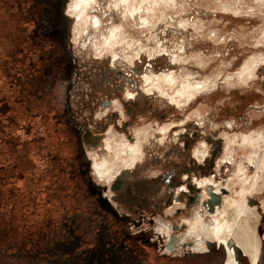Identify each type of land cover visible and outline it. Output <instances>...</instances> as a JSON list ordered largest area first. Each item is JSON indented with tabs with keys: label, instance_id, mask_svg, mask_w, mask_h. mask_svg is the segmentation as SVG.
I'll list each match as a JSON object with an SVG mask.
<instances>
[{
	"label": "rangeland",
	"instance_id": "rangeland-1",
	"mask_svg": "<svg viewBox=\"0 0 264 264\" xmlns=\"http://www.w3.org/2000/svg\"><path fill=\"white\" fill-rule=\"evenodd\" d=\"M29 3V0H0V56L5 51L10 37L13 38L9 33L16 26L15 22H21L17 29L26 27L25 18ZM222 5L230 8L231 12L239 10L240 14H226L221 8ZM250 9L253 10L251 13ZM153 10L154 13L149 15V25L140 29L137 19H131L119 2L101 0L100 9L85 12L84 35L77 44L71 43L72 53L77 58L80 69H83L80 72L83 84L91 82L104 90H109L110 84L115 87L124 86V93H121L124 101L129 100L130 96L136 97L138 93L151 106V110L146 109L144 114L140 113L138 126H135L146 131H138L142 134L138 136L139 142H145V157L143 155L144 160L142 158L136 168L145 192L138 194L136 198L147 199L149 202L165 198L168 187L166 178H169L167 174H170L175 165L180 171L179 168L183 164H188L189 157L183 152L182 145L189 140L190 134H197L202 138L205 134H210L214 138L217 137L215 133L226 132L220 136L224 141L231 139L232 133L235 132L243 138L264 135V65L255 68V79L246 85L240 84L236 77L244 64H255L259 58H264V5L256 3V0H176V6L172 7L165 0L164 4L154 7ZM182 24L186 27L182 28ZM114 27L117 28V42L122 41L112 53L104 48L103 42ZM21 37L23 43L20 48L23 57L27 50L26 31L23 30ZM128 45L131 47L128 48ZM136 48L143 50L141 55L132 64L123 61L124 54L133 55ZM159 50L162 51L158 52ZM172 54L180 57V62L183 61L172 65ZM135 70L141 74L134 73ZM147 70L154 74L172 72L178 81L182 82H204L208 90L191 105L178 109L153 89H150L151 95L143 93L144 84L140 78ZM10 72L0 70V166L3 168L0 171V214L6 215L3 225L6 226L4 230L8 234V239L2 241L7 253L0 255V264H36L35 261H38L39 253L43 249L47 227H51L53 220L57 219L53 213L62 208V198L59 197L58 190L70 184L58 182L53 178L57 174L58 166L52 163L50 156H54L55 151L48 152L46 148L40 151L43 147L39 142L29 141L28 128L32 127L31 122L27 112L15 103V82ZM136 85L138 89L135 88ZM146 88L144 86V89ZM166 89L164 88L171 93ZM74 98L76 99V96ZM14 110H17L21 117L14 124L22 127L18 134L23 146L20 145L18 151L13 147V141L6 139L8 133H14L18 128L9 123ZM155 110L156 113L151 114ZM109 112L98 110L97 118ZM161 114L162 119L158 117ZM124 118L122 116V119ZM230 122L234 123L233 130L225 127ZM158 131L165 134H158ZM111 133L113 137L109 136V139L117 137L114 136L115 133ZM46 136L50 145L60 144L58 136L52 133ZM121 138L124 139L119 136L116 140ZM202 142L205 141H200ZM237 143L242 148L231 160V165L221 167L220 172H216V166L211 165L200 172V175H215L216 182L222 179L221 182L227 187L226 190L223 189L225 197L231 198V203L247 198V209L241 218L236 220L232 229L233 235L241 237L243 226L249 231L252 229L260 249L256 264H264V144L259 143L257 147L255 145V149H251L247 144ZM46 145L49 146V143ZM103 149L101 143L89 154L102 155ZM45 152H48L50 159H46L48 154ZM248 161H253L254 165L248 167ZM48 163H52L49 165V174L48 171L45 172ZM216 163L217 160L215 165ZM238 168H246L248 174L257 172V185L254 189L250 188L249 179L247 185L242 186L243 175L237 174ZM181 173L184 175L183 171ZM97 183L108 189V197L121 196L112 184L109 185L112 186L109 192V186ZM125 185L128 190L130 181ZM211 191L213 192V188ZM181 197L175 199L174 204L162 212L164 216H173L170 220L165 221L160 215H153L158 231L168 232L171 224L181 225L183 221L191 219L197 212V207L202 205L197 203L188 206ZM231 205L232 207L225 208L229 216L234 208L239 207L234 203ZM179 207L182 211L178 215L176 212L174 214ZM145 214L147 218L151 217L149 213ZM210 215H214V211L210 212ZM224 218L225 216H222L221 220ZM178 236L182 238L183 234ZM235 236L229 237L226 242L233 240L237 244ZM71 240L73 241V238ZM216 244L211 255L205 259H197L194 264H224L226 251ZM0 252L3 250L0 249ZM9 252L17 253L16 257H9ZM183 252L184 249L178 250V254ZM43 256L46 258L45 264H52L53 256L48 252ZM245 256L252 264L251 258Z\"/></svg>",
	"mask_w": 264,
	"mask_h": 264
},
{
	"label": "flooded vegetation",
	"instance_id": "flooded-vegetation-1",
	"mask_svg": "<svg viewBox=\"0 0 264 264\" xmlns=\"http://www.w3.org/2000/svg\"><path fill=\"white\" fill-rule=\"evenodd\" d=\"M29 1L26 27L17 29L21 22H15L16 26L9 33L13 38L10 37L5 51L0 56V70L12 72L10 75L12 74L15 82V103L27 112L32 126L28 128L29 141L39 142L43 147L40 151L44 148L48 152L55 151L54 156L45 152L48 154L46 159L50 156L52 163L58 166L57 174L53 178L58 182L70 184L58 190L59 197L62 198V208L53 213L57 219L53 220L51 227H47L43 249L35 263L45 264L46 258L43 255L47 252L54 257L52 264H194L197 259L207 258L215 249V245H207L210 241L204 243L207 250H192L195 249L194 243L178 236L185 233L184 223L171 224L168 233L163 234V231L156 229L153 215H160L165 221L170 220L173 216H164L162 212L181 196L188 206L197 203L203 205L204 199L202 202L198 201L203 191L195 186L193 178L211 177L210 173L200 175V172L211 165L216 166L217 155L223 146L218 136L220 132L215 133L217 137L214 138L210 134H205L203 138L197 134L188 136L189 140L183 142L182 148L189 157V162L187 165L183 164L179 168L180 171L175 165L170 174H167L168 187L164 199L149 202L147 199L136 198L138 194L145 192L138 179L137 167L131 171L119 172L111 184L121 196L108 197V189L98 184L94 178L89 152L97 149L99 144H104L109 132L134 143L138 131H144V128H135L138 126L140 113L144 114L146 109L151 110V106L138 93L136 97L130 96L129 100L124 101L121 97L124 86L115 87L110 84L109 90H104L91 82L83 84L80 80V72L83 69H80L71 49L72 30L70 35H67L66 24L62 19V12L65 13L62 7L67 5V0ZM23 30L26 31L27 50L26 55L22 57L20 46L23 43ZM134 73L141 74L137 70ZM135 88L138 89L137 85ZM143 91L147 94L144 86ZM151 94L152 92L148 95ZM98 110L110 112L97 118ZM14 111L9 123L18 128L14 133H8L6 139L12 140L13 147L18 151L20 145L23 146L18 134L22 127L14 124L21 119L19 112ZM154 113L156 110L151 114ZM122 116L125 118L122 119ZM158 117L162 119L163 115ZM49 133L58 136L60 144L50 145L46 136ZM158 134L161 132L158 131ZM1 137L0 134V139ZM200 141L206 142L209 151L201 163L193 156L194 150L201 144ZM48 143L49 146L46 145ZM144 144L145 142L141 148L142 156L145 152ZM141 161L142 159L140 163ZM52 163L45 166V172L48 171V174L49 165ZM181 171L186 176L182 175ZM212 178L215 180V175ZM128 181L130 185L127 190L125 184ZM112 186H109V192ZM208 199L209 195L205 201ZM181 211V208L176 209L174 214L176 212L178 215ZM145 213H149L151 217L147 218ZM5 217L6 215L0 214V249L3 250L0 255L7 253V248L2 244L3 240L8 239L4 230L6 226L3 225ZM216 245L225 249L224 264H227V252L230 248L227 243ZM180 249L185 252L178 254ZM16 254L9 252L8 256L16 257ZM236 261L239 262L237 264H251L246 258L235 260L233 257V264H236Z\"/></svg>",
	"mask_w": 264,
	"mask_h": 264
},
{
	"label": "bare ground",
	"instance_id": "bare-ground-1",
	"mask_svg": "<svg viewBox=\"0 0 264 264\" xmlns=\"http://www.w3.org/2000/svg\"><path fill=\"white\" fill-rule=\"evenodd\" d=\"M71 1V2H70ZM70 2V3H69ZM115 2H119V5L125 8L127 15L133 20L137 19L138 28L143 29L149 25V15L154 13V7H158L160 4H164L165 0H115ZM167 3L170 4L172 7L176 6V0H167ZM256 3L264 5V0H256ZM257 5V4H256ZM101 8V0H68L66 5V14L72 21V34H73V43L77 44L79 39L84 35L83 26L84 22V14L87 10L95 11ZM224 13H234L236 16L240 14L239 10L229 11L230 8L226 6H221ZM252 8V7H251ZM259 8V7H258ZM253 10L250 9V13ZM142 14V15H141ZM126 15V14H125ZM137 16V17H136ZM182 28H185V24H182ZM117 28L110 29L108 36L104 38L103 46L104 48L108 49L114 53V48L119 45L120 42H117ZM118 44V45H117ZM120 46V45H119ZM138 46V44H137ZM131 46L128 45V48ZM160 49V44L157 45ZM126 50V49H125ZM129 50V49H128ZM131 50V49H130ZM162 51V50H161ZM160 50L158 52H161ZM143 50L141 48H136L133 55L124 54L123 61H127L130 64L136 60ZM166 53V51H165ZM164 53H162L163 55ZM160 55V53L158 54ZM157 55V56H158ZM113 56H115L113 54ZM180 58V57H179ZM177 55L172 54L170 56V60L172 65L180 64V59ZM170 62V63H171ZM258 65H264V58H259L255 64H244L239 72L237 73L238 82L242 85L248 84L250 81L255 79L254 70ZM141 80L145 87V92L150 94V89H153L160 97L168 100L169 104L181 109L187 107L192 101L197 100L201 95H203L204 91L208 90L207 85L204 82H193L189 83L187 81H178L177 76L174 73H161V74H154L152 71L147 70L144 75L141 76ZM206 86V88H205ZM149 88V89H148ZM169 90L171 93H168ZM154 94V93H153ZM226 129L233 130L234 124L232 122L228 123ZM164 129V128H163ZM167 130V129H166ZM161 132V131H160ZM142 133V132H140ZM222 132L219 135V139L222 141V149L217 156V163L216 169L220 172L221 167L231 165V160L237 156L240 152L242 146H240L237 142L241 144H247V147L251 149H255V145L259 143L264 144V135H260L258 137H240L238 133H232V138L227 139L224 141V138L220 136L223 135ZM112 133L109 132L105 137V141L103 144V151L102 155H90L92 161V171L94 178L97 182L102 183L104 185H110L115 177L122 171H131L134 170L140 160L142 159V144L144 142H139L138 136H142V134H137L134 143L128 142L126 139H119L116 140L117 137L109 139V136ZM161 134H165L162 133ZM257 136V135H256ZM209 154L208 146L206 143H201L198 148H196L193 152L194 158L198 162H202L204 158H206ZM241 159V157H240ZM239 159V160H240ZM248 167H252L254 165L253 161H248ZM226 168V167H225ZM247 168V167H246ZM246 168H238L237 174H242L243 177L241 178L242 186L248 183V179L251 181L249 183L250 188H255L257 185V178L258 174L252 173L248 174ZM193 182L195 186L203 191L202 194L199 195L198 201L202 202L203 205L197 207V212L194 213L189 220L183 221L186 226L185 233L183 234V240H191L194 243L195 251H203L205 250L204 243L211 240L215 243L226 244L229 237H234L233 235V227L236 220L241 218L245 212L244 210L247 209L246 201L247 198H243L241 201L232 202L235 206H239L238 209H233L230 213V216L227 215L225 210L226 206H231L232 203L231 198L225 197V194H222L223 189H227L226 184L224 182H216L213 178H193ZM207 188H213V193L219 195L222 202L219 205H215L213 207L214 215H210V211L208 206L204 203L206 202V198L209 195L207 193ZM245 189V188H244ZM184 191V190H183ZM205 197V198H204ZM178 207V206H177ZM180 208V207H179ZM211 216V217H210ZM225 216L223 220L221 217ZM242 236L236 237L237 244L241 251L248 255L251 260L252 264H255L260 249L258 248V239L254 237L253 230L249 229L246 226L241 228ZM167 230L163 231V234H167ZM235 243V241H234ZM236 244V243H235ZM236 244V245H237ZM194 249V248H193ZM169 250V249H168ZM233 253L232 250H228V260L227 264H233Z\"/></svg>",
	"mask_w": 264,
	"mask_h": 264
},
{
	"label": "water",
	"instance_id": "water-1",
	"mask_svg": "<svg viewBox=\"0 0 264 264\" xmlns=\"http://www.w3.org/2000/svg\"><path fill=\"white\" fill-rule=\"evenodd\" d=\"M68 2V0H67ZM66 2V4H67ZM62 10L65 11V13L63 14L62 12V19L64 20L65 24H66V33L67 35H70L71 32V25H72V21L71 19L67 16L66 14V6L62 7ZM209 192V199L205 202L206 206H208V209L210 212L213 211V207L215 205H219L220 203V196L214 194L211 189H207ZM222 194H225V190L221 191ZM208 246H213L215 245V243L213 241H210L207 243ZM227 247L230 248L232 250L233 256L235 260H239L240 258H246L245 254L241 251V249L234 243L233 240H229L227 242Z\"/></svg>",
	"mask_w": 264,
	"mask_h": 264
},
{
	"label": "trees",
	"instance_id": "trees-1",
	"mask_svg": "<svg viewBox=\"0 0 264 264\" xmlns=\"http://www.w3.org/2000/svg\"><path fill=\"white\" fill-rule=\"evenodd\" d=\"M1 169V171L3 170V168H0ZM0 189H1V187H0ZM0 210H1V208H0ZM2 211V210H1Z\"/></svg>",
	"mask_w": 264,
	"mask_h": 264
}]
</instances>
